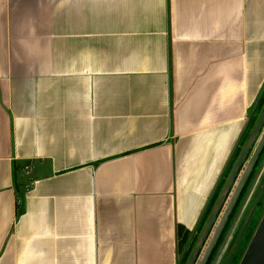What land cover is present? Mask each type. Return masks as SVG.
Here are the masks:
<instances>
[{
    "label": "crops",
    "instance_id": "crops-1",
    "mask_svg": "<svg viewBox=\"0 0 264 264\" xmlns=\"http://www.w3.org/2000/svg\"><path fill=\"white\" fill-rule=\"evenodd\" d=\"M263 91L264 0H0V264H180Z\"/></svg>",
    "mask_w": 264,
    "mask_h": 264
},
{
    "label": "flooded vegetation",
    "instance_id": "flooded-vegetation-1",
    "mask_svg": "<svg viewBox=\"0 0 264 264\" xmlns=\"http://www.w3.org/2000/svg\"><path fill=\"white\" fill-rule=\"evenodd\" d=\"M263 115L264 91L256 109L250 114L248 127L242 141L243 145L239 148L240 152L230 173ZM261 126L236 173V178L220 207L221 209L214 218L205 242L195 255L193 264H240L260 221L264 217V120ZM205 226L197 235H192L189 240L192 244L185 264L189 262Z\"/></svg>",
    "mask_w": 264,
    "mask_h": 264
},
{
    "label": "water",
    "instance_id": "water-1",
    "mask_svg": "<svg viewBox=\"0 0 264 264\" xmlns=\"http://www.w3.org/2000/svg\"><path fill=\"white\" fill-rule=\"evenodd\" d=\"M264 120V115L262 117V119L260 120V122L256 125V129L254 130L253 136L250 138L248 144L246 145V147L243 149V151L241 152V154L238 157V161L236 163V165L234 166V168L232 169L231 173H230V177L228 179V181L226 182V185L223 188V193L221 195V197L219 198L218 202L215 204L214 209L212 211V213L210 214L208 221L206 222V226L201 234V236L198 239V243L195 247V249L193 250L192 255L190 256V260L187 264H193L195 255L199 252V250L201 249L202 244L205 242V238L208 235L209 230L211 229L212 225H213V221L214 218L217 216L219 210L221 209V205L224 202V199L226 197V195L228 194V191L230 189V187L232 186L234 179L236 178V173L239 171V168L241 166V164L243 163L244 157L250 147V145L252 144V140L254 138V136L257 134V132L261 129V125L263 123ZM244 257L242 258V261L240 264H264V217L262 218V220L260 221V225L258 226L255 234L252 237V241L249 244L247 250L245 251ZM215 264V263H214Z\"/></svg>",
    "mask_w": 264,
    "mask_h": 264
},
{
    "label": "trees",
    "instance_id": "trees-1",
    "mask_svg": "<svg viewBox=\"0 0 264 264\" xmlns=\"http://www.w3.org/2000/svg\"><path fill=\"white\" fill-rule=\"evenodd\" d=\"M239 152H240V150L238 148V150L235 153V158H234L235 161L237 160L236 158H237ZM211 210L212 209L210 208V210L208 211V213L206 214L204 219L201 221L202 222L201 223V227L199 228L200 231L205 226L204 224L206 223ZM190 236H191V234L188 232V230H184L183 231L181 226H179L178 233H177V238H178L177 242H178V251H179L180 264H185L186 261L188 260L187 257H188V254H189V251H190V247H191V244H192V243L190 244V241H189Z\"/></svg>",
    "mask_w": 264,
    "mask_h": 264
},
{
    "label": "built area",
    "instance_id": "built-area-1",
    "mask_svg": "<svg viewBox=\"0 0 264 264\" xmlns=\"http://www.w3.org/2000/svg\"><path fill=\"white\" fill-rule=\"evenodd\" d=\"M31 170H32V165H27L26 167H25V172H26V174H29L30 172H31ZM35 184V181H30L29 182V184H27L26 186H25V192L27 193V192H29V190L33 187V185ZM20 199V198H19Z\"/></svg>",
    "mask_w": 264,
    "mask_h": 264
},
{
    "label": "rangeland",
    "instance_id": "rangeland-1",
    "mask_svg": "<svg viewBox=\"0 0 264 264\" xmlns=\"http://www.w3.org/2000/svg\"><path fill=\"white\" fill-rule=\"evenodd\" d=\"M242 145H243V144H242ZM242 145H241V146H242ZM224 185H225V184H224ZM222 190H223V189H222ZM222 190H221V193H222Z\"/></svg>",
    "mask_w": 264,
    "mask_h": 264
}]
</instances>
